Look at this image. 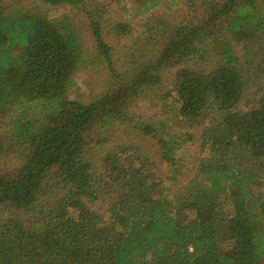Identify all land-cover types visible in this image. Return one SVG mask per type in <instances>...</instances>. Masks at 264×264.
Returning <instances> with one entry per match:
<instances>
[{
	"label": "trees",
	"instance_id": "obj_1",
	"mask_svg": "<svg viewBox=\"0 0 264 264\" xmlns=\"http://www.w3.org/2000/svg\"><path fill=\"white\" fill-rule=\"evenodd\" d=\"M108 1L140 16L163 2ZM183 2L179 24L157 21L167 36L156 51L140 56L149 36L118 63L99 0H0V264H264V0ZM48 7L83 13L90 49L71 13L51 19ZM95 63L112 88L70 99L75 73ZM247 92L253 105L238 113ZM152 93L177 125H204L193 175L174 192L140 146L109 144L108 128ZM170 118L134 128L175 167Z\"/></svg>",
	"mask_w": 264,
	"mask_h": 264
},
{
	"label": "rangeland",
	"instance_id": "obj_2",
	"mask_svg": "<svg viewBox=\"0 0 264 264\" xmlns=\"http://www.w3.org/2000/svg\"><path fill=\"white\" fill-rule=\"evenodd\" d=\"M40 1L41 0H4V4H13L22 8H30L35 5H40ZM172 1L173 0H163L158 7L140 16L136 14L134 10L135 6L132 1L115 4L112 2L110 3L108 0H99V4L102 3L103 9L106 12L101 20L105 41L113 50L116 62L122 63V61L124 62L127 60L132 51L133 43L136 41L145 43L149 36L153 42H149L148 45L143 48L144 50L141 51L140 56L141 58L144 57L147 59L153 51H156L158 44L163 42L167 36V33H160L159 30L161 27L157 25V21L176 25L179 24L187 14V7L183 0H175L174 5ZM87 6L89 9H93L95 5ZM64 11L71 13L76 29L85 47L90 49L91 40L87 30L86 18L83 13L81 15L77 14L75 13L76 10H70L69 8H46V14L51 19L58 17ZM118 23L128 24L130 26V33L124 36H121V34L117 35L115 26ZM155 39L158 42L156 45ZM74 81L76 86L69 93V97L72 100L82 103H89L105 94L112 88V83L114 82L105 69V65L101 63L87 65L86 68L79 69L74 75ZM170 82L171 80H168L165 76L159 88L164 92H168V85ZM253 97V92H247L236 111L242 113L250 109L254 102ZM129 113L131 121L124 124L118 123L108 128L109 144L125 143L140 146L153 160L156 172L161 180H163L164 185L172 186L171 192H174L179 187L183 186L193 175V162L199 155L197 141L202 133L204 125L196 126L194 129H184L177 125L172 120V116L170 118L171 113L169 106L161 103L155 97L154 93L139 100L133 108H131ZM168 118H170L169 125L172 132L178 135V143H180V149L175 155V160L177 161L175 167H171L164 163L155 142L143 136L134 128L135 125L148 122V120L151 122L158 120L165 121ZM4 121L6 124L9 123L7 119H4ZM3 129L5 128L0 126V131ZM186 132L195 135L194 142H186L184 145H181L184 140L183 134ZM7 159L11 160L10 158ZM176 171L182 173V175L178 177L176 174V177H178L177 181L172 182L170 178L175 177ZM258 191L264 195V187H261ZM99 204L98 202L90 208L96 210ZM103 211H101V213H103Z\"/></svg>",
	"mask_w": 264,
	"mask_h": 264
}]
</instances>
